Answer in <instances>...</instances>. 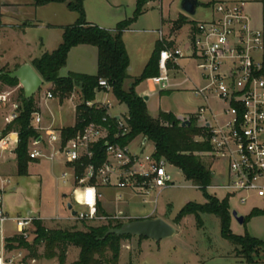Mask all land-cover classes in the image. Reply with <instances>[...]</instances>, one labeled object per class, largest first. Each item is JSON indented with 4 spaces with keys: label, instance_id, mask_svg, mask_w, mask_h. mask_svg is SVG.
<instances>
[{
    "label": "built area",
    "instance_id": "obj_1",
    "mask_svg": "<svg viewBox=\"0 0 264 264\" xmlns=\"http://www.w3.org/2000/svg\"><path fill=\"white\" fill-rule=\"evenodd\" d=\"M212 8L213 16L193 25L184 43L177 44L172 35L161 29L160 74L150 80L160 90H181L182 84L172 79L171 71L181 68L183 58L195 60L204 84L195 83L191 91L203 102L182 121L194 117L207 130L211 147L207 154L226 167L224 189L238 194L241 203L253 196L264 199V29L253 23L245 1H219ZM99 86L105 91L112 89L103 78ZM10 96L11 92L0 94V104L12 101ZM54 96L52 91L47 92V98ZM215 102L220 105L218 111L213 107ZM81 103L80 98L75 104L76 121ZM11 105L6 123L20 114L19 101L13 100ZM86 105L103 108L106 114L70 138L63 136L62 128L43 126V117L35 112L31 125L40 136L31 139L29 150L34 160L62 159L69 167L71 172H63L62 179L64 183L69 177L72 179L75 203L85 207L78 212L79 218L97 217L104 186L130 190L148 203L149 195L175 185L167 168L169 163L156 158L155 150L148 153L144 148L131 149L138 136L125 144L121 142L131 132L128 112H111L113 104L109 99L87 101ZM18 143L17 131H0V165L8 153H15ZM10 182L11 178L0 169V264L14 263L22 256L21 252L12 255L16 248L8 246L9 238L27 237L36 230L35 217L29 214L14 218V231L7 234L9 214L4 208V194ZM89 190L93 193L90 203Z\"/></svg>",
    "mask_w": 264,
    "mask_h": 264
},
{
    "label": "rangeland",
    "instance_id": "obj_2",
    "mask_svg": "<svg viewBox=\"0 0 264 264\" xmlns=\"http://www.w3.org/2000/svg\"><path fill=\"white\" fill-rule=\"evenodd\" d=\"M119 1L120 6L113 8L110 12H105V17L110 15H125L126 19L133 16L135 11L134 0H110ZM182 0H151L149 10L138 17L130 26L127 33V42L134 62V72H139L142 65V59L153 53L157 47L156 39L164 26L165 31L177 25L175 21L185 18L186 24L180 29L173 30L178 39H184L189 34L193 25L197 22L210 19L213 14V8L208 5L209 0H200L196 15H187L180 7ZM4 0H0V18L3 17L4 23L9 21L11 13L15 11L9 8V4L2 5ZM2 12L4 15H1ZM21 15L30 12L29 9L20 10ZM49 10H41L37 15H52ZM19 14V15H20ZM8 15V16H5ZM31 15V14H30ZM33 15V14H32ZM166 18L174 20L164 21ZM42 23L37 26H30L24 34L9 32L7 29L0 28V69L8 67L10 71L18 67H10L5 60L13 62L14 60L28 59L29 57H40L43 53L53 50L52 45L56 30L48 28ZM169 26V27H168ZM177 27V26H176ZM58 48V46L56 47ZM48 51V52H49ZM86 61V62H85ZM6 64V65H5ZM86 65V70H95L92 61H88L72 53L68 56L67 64L60 70V75L66 76L70 73V68H79ZM181 68L177 71H171L172 79L180 81L183 88L189 85L186 78L191 75L195 83L203 85L204 81L199 77V69L193 59L183 58L180 60ZM82 65V66H81ZM133 80L125 82L124 87L129 88ZM53 87L52 82L44 81L35 97L38 102V111L43 117V126H48L51 122L60 128L62 126H71L76 121L75 102L65 99L63 103L58 97L48 99L47 92ZM20 83L11 87L0 82V94L11 92L13 100L18 99ZM78 90V89H77ZM76 90V91H77ZM169 92V91H167ZM77 96V94H75ZM109 99L113 104L111 112L127 113L128 108L124 103H120L115 97L112 89L97 92L96 100ZM12 101L0 104V131L8 125H3V117L7 116L12 109ZM201 101L200 97L191 90L172 91L162 96L160 101L161 108L173 110L178 115H183L185 105L192 106L195 109ZM219 103H214L215 111L219 110ZM151 115L157 114L156 108L149 110ZM187 117H181V119ZM144 148L146 152L155 150L154 143L145 137L139 135L131 149L139 151ZM6 168H2L3 163ZM215 162L212 163L214 169ZM167 168L173 175L175 185L164 189L161 192H154L148 196V203L143 202V196L138 195L127 189L102 187L101 205L105 213L110 217H118L124 223L135 218L149 216L150 218L163 217L166 221L177 228L174 236L155 241L149 238H142L134 235L128 239L122 240L121 256L118 264H264V247L253 253L258 260L256 263H249L245 259L237 257L240 246H236L230 240L224 238L221 232V220L214 214L203 213L198 219L194 214L187 215L180 222L176 221L177 214L190 201L204 203L206 197L204 192L185 178L182 171L168 164ZM1 172L11 178L4 194V208L9 214V220L6 223L7 234L14 231L13 219L17 217H26L31 211L35 218H42L45 225L50 228H73L86 230V225L99 226L107 223L106 214L98 210L97 217L94 219H83L77 215L73 216L72 210L68 208V203L72 202L74 210L81 212L85 207L75 203L72 196V179L64 183L62 179L63 172H71L69 167L62 159L50 160L40 158L37 161L29 163L28 175H20L18 169L17 155L7 154L0 165ZM15 186V189L11 187ZM209 194L217 196L220 200L229 198L232 214L236 210L239 215L244 216L243 223H240L233 215L230 220V229L236 235H251L264 241V212L251 215L254 209L264 210V199L256 196L251 197L246 203H241L239 195L234 191H229L221 187L210 186L207 190ZM230 195V196H229ZM86 224V225H85ZM36 233L32 232L24 241L34 247ZM18 245V242H15ZM39 254L45 252V246H37ZM22 253L14 263L10 264H60L57 258L47 259L42 256L32 258L28 247L20 246L16 248L12 255ZM80 248L71 246L68 251V257L65 264H73L79 257ZM109 254V253H108ZM9 264V263H7Z\"/></svg>",
    "mask_w": 264,
    "mask_h": 264
},
{
    "label": "trees",
    "instance_id": "obj_3",
    "mask_svg": "<svg viewBox=\"0 0 264 264\" xmlns=\"http://www.w3.org/2000/svg\"><path fill=\"white\" fill-rule=\"evenodd\" d=\"M147 1L137 0L132 17L119 22L114 29H107L88 22L84 7L85 0H33L36 6L52 2L66 3L80 16L74 24L63 28V40L58 48L33 59L32 66L44 81L53 83L50 91L61 100L70 97L78 89L77 92L83 103L78 105L76 124L62 128L65 138L74 136L91 121H101L106 114L103 108L95 109L86 105L87 101L96 99L98 91L103 90L99 86V80L106 79L119 102L127 105L130 116L131 132L121 142L125 144L139 135L144 136L154 143L156 158L165 159L169 164L179 168L185 178L192 181L205 194L204 203L188 202L177 214L176 221L180 222L190 214H194L198 219L203 213L218 216L221 220L222 236L236 246H240L237 257L241 255V258L247 262L256 263L258 260L253 253H257L259 248L264 247V241L249 234L244 236L234 234L230 229L232 211L228 203L229 198L222 201L207 192L214 178L212 169L214 160L207 154L211 149L207 140V130L199 126L194 117L190 118V123L183 125L182 119L172 112L160 111L158 116H152L147 102L136 90L142 81L160 74L159 56L163 48L160 41L142 74L133 79L128 89L124 87L125 82L132 78L129 73L130 56L124 41V32L146 12ZM175 23L177 25H173L172 31L180 29L187 20L181 18ZM79 44H90L98 48L97 73L70 72L66 76L60 75V70L67 64L70 50ZM8 72L11 71L7 66L0 69V81L11 87L17 86L19 80L11 78ZM17 100L20 103V114L14 121L8 123L4 134L14 131L19 133V143L15 149L19 174L28 175L29 163L37 161L30 157L29 150L31 139L40 136L31 125L33 114L38 111V102L35 95L26 98L22 87L19 89ZM100 205L101 201H99L98 210L106 214ZM263 212L264 210L254 209L251 215ZM106 219L107 223L99 226L85 224L87 229L84 230L77 227L50 228L45 225L42 218H34L36 245L32 247L24 241L23 237L15 236L8 239V246L10 248L28 247L32 258L40 256L47 259L57 258L60 264L66 263L69 248L77 246L80 248V253L73 264H118L122 240L133 235L107 234L110 228L121 227L124 221L118 217H110L108 214ZM83 222H86V219H83ZM15 242H18V245H15ZM39 245L45 246V252L42 255L39 254L37 247Z\"/></svg>",
    "mask_w": 264,
    "mask_h": 264
},
{
    "label": "crops",
    "instance_id": "obj_4",
    "mask_svg": "<svg viewBox=\"0 0 264 264\" xmlns=\"http://www.w3.org/2000/svg\"><path fill=\"white\" fill-rule=\"evenodd\" d=\"M209 1L210 2L208 3V5H210L211 7L215 2H219V1H229V2L245 1L246 2V10H247L248 14L251 16L253 23L256 26L262 27L264 29V0H209ZM119 3H120L119 1H115V2L113 1L112 2L110 0H85L84 7H85L88 22L93 23V24H97V25L104 27V28H107V29H114L119 22L126 19V16L125 15H110V16L105 17L104 13L110 12L113 8L119 7L120 6ZM136 3H137V0H134L135 8H136ZM1 4L2 5L9 4V8L13 9L15 12L11 13V15L9 16L10 19L6 23H4V21H6V20H3L4 19L3 17L0 18V28H2V29L5 28V29L9 30V32H12V33L24 34L28 27L37 26L38 23H42L41 25H44L48 28H52V29L56 30V32H57V35L54 37V40L52 43V45H55V46H52V48L54 47L53 50H55L56 47L62 43L63 32H64L63 28L67 25L74 24L80 16L78 12L71 10L66 3H62V2H52V3L45 4V5L36 6L33 4V0H4V3H1ZM150 4H151V0H148L147 4H146V9H147L146 12L149 10ZM24 9H29L31 11L26 12L24 15H21L20 10H24ZM43 9L49 10V12H51L50 14H52V15H41V14L37 15ZM4 13L7 14V12H2V10H1V15H4ZM5 16H8V15H5ZM168 20H174V19L166 18L164 20V18H163L162 23L164 24V21L166 22ZM130 29L131 28L127 29L124 32L123 37H124V41L126 44V48L128 50L129 56H130L129 73L132 76V78L129 80H133L135 77H139L142 74V72H143L145 66L147 65L152 53L145 56L144 59H142L141 69L139 70V72L135 73L134 72L133 56H132L131 51L129 49L127 38H126L127 33L130 31ZM161 29H163L164 32L167 33L168 35L169 34L172 35L175 38V40H176L175 42L177 44L184 43L185 40L187 39V38H184V39L182 38L179 40L177 35L175 33H172L173 31H172V28H170V27L168 28L167 31H165L164 26L162 25ZM161 29H160V31H161ZM159 38H160V32H159V37L156 39V42L159 41ZM53 50H51V51H53ZM47 51H49V50H47ZM72 53H74V54L76 53V54L82 56L84 58V60L88 59V61H92L93 64L95 65L94 66L95 70H92V71L86 70L87 66L84 64L83 66L81 65L82 67H79V68H73V69L70 68V70H69L70 72L83 73V74H96L97 73V71H98V48L96 46L90 45V44H79L70 50L68 56H70ZM33 59H35V58L29 57L28 59H21V60L16 59L13 62L5 60L4 63L9 65L10 67L13 66L15 68V67H20L24 63L32 64ZM189 76H190L189 79L186 78V82H188L189 85H187V88H182L181 90H185V89L191 90V88L194 86L195 79L191 75H189ZM136 90H137L138 94L141 95L142 97L145 95L148 96V100L146 102L148 104L149 110H150V108L153 110L156 108V111H159V112H157V114L152 115L155 117L158 116L160 111L172 112L178 118L188 117L189 115L194 114L203 102L202 99L200 98L201 101L198 103V105L195 109H193L192 106H190V105H185L184 110H183L184 114L178 115L173 110H168V109L163 110L160 106V101H161L162 96H165L166 94H169L172 91H179V90H172V89L160 90L157 87V85H155L150 80V78L142 81L136 87ZM167 91H169V92H167ZM75 94H77V96ZM55 97H57V96H54L52 98H55ZM52 98H50V99H52ZM65 99L73 100V102H75V104H76L78 102V100L80 99V94H79V92L75 91L70 97L65 98ZM59 100L61 103H63V101H64V100H61L60 98H59ZM98 101H100V100H98ZM38 109H39V107H38ZM75 115H76V109H75ZM2 122H3V125L6 124L5 116L3 117ZM75 124H76V121L71 126H74ZM48 126H53L57 129L66 127V126H62V127L58 128L55 125H53V122H51ZM48 126H46V127H48ZM67 127H69V126H67ZM14 154L15 153L10 154V155H14ZM215 163L216 164H215L214 169H213L214 178H213V182H212L211 186H217V187L223 188V185L226 181V167H225L224 163L221 161H216ZM4 164H5V162L3 163L2 168L3 167L6 168V166H4ZM29 214H32V212L30 211ZM146 217H149V216H146Z\"/></svg>",
    "mask_w": 264,
    "mask_h": 264
},
{
    "label": "water",
    "instance_id": "obj_5",
    "mask_svg": "<svg viewBox=\"0 0 264 264\" xmlns=\"http://www.w3.org/2000/svg\"><path fill=\"white\" fill-rule=\"evenodd\" d=\"M200 0H182L180 7L189 16L196 15L199 7L201 6ZM11 78H17L21 87L24 90L26 98H30L40 90L44 79L34 69L32 64L24 63L17 69L7 73ZM144 100H148V96H143ZM190 123L189 120H184L183 125ZM68 208L72 210L73 216L78 214V211L74 210L72 202L68 203ZM240 223H243L244 216L238 214L236 210L232 214ZM177 228L166 221L163 217H142L135 218L127 223H124L121 227H112L107 231V234H116L118 236L124 235H137L143 236L155 241H161L163 239L172 237L176 234Z\"/></svg>",
    "mask_w": 264,
    "mask_h": 264
},
{
    "label": "clouds",
    "instance_id": "obj_6",
    "mask_svg": "<svg viewBox=\"0 0 264 264\" xmlns=\"http://www.w3.org/2000/svg\"><path fill=\"white\" fill-rule=\"evenodd\" d=\"M92 190H89L88 191V202L90 203L91 202V199H92Z\"/></svg>",
    "mask_w": 264,
    "mask_h": 264
}]
</instances>
